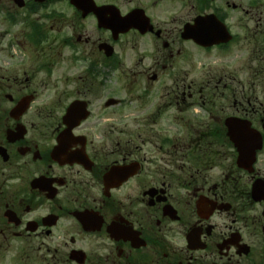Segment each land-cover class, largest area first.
Masks as SVG:
<instances>
[{"label":"flooded vegetation","instance_id":"obj_1","mask_svg":"<svg viewBox=\"0 0 264 264\" xmlns=\"http://www.w3.org/2000/svg\"><path fill=\"white\" fill-rule=\"evenodd\" d=\"M179 1L0 0V264H264V19Z\"/></svg>","mask_w":264,"mask_h":264},{"label":"rangeland","instance_id":"obj_2","mask_svg":"<svg viewBox=\"0 0 264 264\" xmlns=\"http://www.w3.org/2000/svg\"><path fill=\"white\" fill-rule=\"evenodd\" d=\"M234 1L236 4H240V8L236 10L235 12V23H240V32L243 34L244 39L241 40L240 44L236 47L237 54H236V62L234 63V66L236 69H238L239 72H241L240 78L241 80L245 81L247 80L248 74V67H249V57H250V44L249 39L251 35L253 34V31L251 29H244L245 25H252L254 21H256L259 16L264 19V10L259 12V9L257 8H249L247 7V0H231ZM181 2L178 0L177 2V15L179 17H184L186 14V10L181 9ZM233 7V4L231 5ZM247 10V11H246ZM258 12V15H253L254 12ZM249 12V13H248ZM180 21V20H179ZM259 22V21H258ZM264 23V22H263ZM264 28V25L262 26ZM260 38L258 37V40ZM185 46V45H184ZM190 59L184 63L180 60L177 61L178 65H191L194 68V71L198 75L199 67L203 63L210 62L214 65V63H223L220 61V57H217L216 55H209L210 57H202L201 52L192 50ZM135 59V51H134V57L131 58V61L129 63H126L125 65H129L133 60ZM226 65L227 69L232 68V63L228 62V59L226 58V61L224 63Z\"/></svg>","mask_w":264,"mask_h":264}]
</instances>
